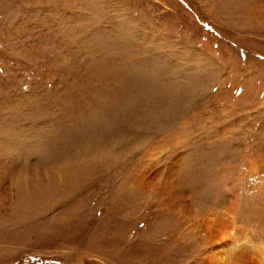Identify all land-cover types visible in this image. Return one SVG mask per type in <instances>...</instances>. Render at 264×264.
<instances>
[{"label": "rangeland", "instance_id": "obj_1", "mask_svg": "<svg viewBox=\"0 0 264 264\" xmlns=\"http://www.w3.org/2000/svg\"><path fill=\"white\" fill-rule=\"evenodd\" d=\"M254 1L0 0V264H264Z\"/></svg>", "mask_w": 264, "mask_h": 264}, {"label": "bare ground", "instance_id": "obj_2", "mask_svg": "<svg viewBox=\"0 0 264 264\" xmlns=\"http://www.w3.org/2000/svg\"><path fill=\"white\" fill-rule=\"evenodd\" d=\"M253 6L251 7V8H249L248 9V12H250V14H251V12H252V14H255V11L256 10H258V8H262V9H264L262 6L264 5V2H259L258 0H255L254 2H253V4H252ZM259 11H261V10H259ZM244 13V12H243ZM264 13V12H263ZM260 16V15H259ZM260 18V17H259ZM257 19V18H256ZM94 156V158H95V155H93ZM89 160V159H88ZM91 161V160H90ZM89 166V165H88ZM87 167V166H86ZM64 169H67L68 170V172H69V170H70V167H66V168H64ZM86 169V168H85ZM195 170V169H194ZM73 172V171H72ZM185 172V171H184ZM184 176H186V175H184ZM47 199V198H46Z\"/></svg>", "mask_w": 264, "mask_h": 264}]
</instances>
